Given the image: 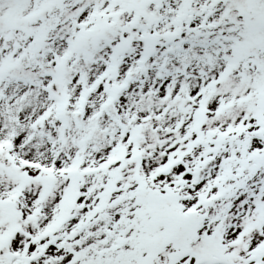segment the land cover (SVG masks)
I'll return each instance as SVG.
<instances>
[{
	"label": "snow or ice",
	"instance_id": "1",
	"mask_svg": "<svg viewBox=\"0 0 264 264\" xmlns=\"http://www.w3.org/2000/svg\"><path fill=\"white\" fill-rule=\"evenodd\" d=\"M0 264H264V0H0Z\"/></svg>",
	"mask_w": 264,
	"mask_h": 264
}]
</instances>
